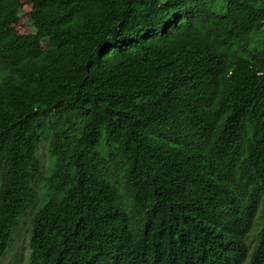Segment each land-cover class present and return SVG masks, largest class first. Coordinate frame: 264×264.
Segmentation results:
<instances>
[{
    "label": "trees",
    "instance_id": "1",
    "mask_svg": "<svg viewBox=\"0 0 264 264\" xmlns=\"http://www.w3.org/2000/svg\"><path fill=\"white\" fill-rule=\"evenodd\" d=\"M28 212V264H264V0H0V262Z\"/></svg>",
    "mask_w": 264,
    "mask_h": 264
},
{
    "label": "rangeland",
    "instance_id": "2",
    "mask_svg": "<svg viewBox=\"0 0 264 264\" xmlns=\"http://www.w3.org/2000/svg\"><path fill=\"white\" fill-rule=\"evenodd\" d=\"M21 8L22 11L20 12L19 21L14 25V27L20 34H28L32 32V28L29 23V12L31 7L28 4L23 3ZM47 142L48 135L44 134L38 146V158L42 165L41 173L43 175H45L49 171L51 166L47 150ZM39 194H41L40 191ZM31 215L32 213L28 212L25 216H23L18 226L14 229L12 235V244L6 254V257L0 262V264H28ZM257 227L258 222L254 224L251 233L248 235V242L250 238L255 234Z\"/></svg>",
    "mask_w": 264,
    "mask_h": 264
}]
</instances>
